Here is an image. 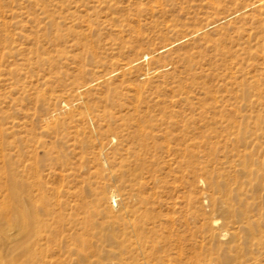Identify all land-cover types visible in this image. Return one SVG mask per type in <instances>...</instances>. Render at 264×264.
I'll return each mask as SVG.
<instances>
[{"label": "rangeland", "instance_id": "obj_1", "mask_svg": "<svg viewBox=\"0 0 264 264\" xmlns=\"http://www.w3.org/2000/svg\"><path fill=\"white\" fill-rule=\"evenodd\" d=\"M0 213L13 256L264 264V0H0Z\"/></svg>", "mask_w": 264, "mask_h": 264}, {"label": "bare ground", "instance_id": "obj_2", "mask_svg": "<svg viewBox=\"0 0 264 264\" xmlns=\"http://www.w3.org/2000/svg\"><path fill=\"white\" fill-rule=\"evenodd\" d=\"M237 172V171H236ZM218 203V201L216 202ZM2 214L0 213V217ZM216 221H214L215 224ZM227 233V232H226ZM220 237L227 236V234L221 233ZM2 248V247H1ZM0 248V264H56L52 257L46 255L28 254L27 256H13L8 255Z\"/></svg>", "mask_w": 264, "mask_h": 264}]
</instances>
